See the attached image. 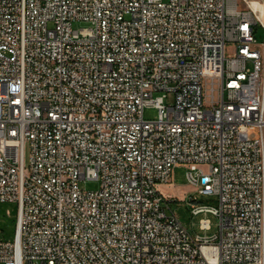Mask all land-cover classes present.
Listing matches in <instances>:
<instances>
[{
  "label": "built area",
  "instance_id": "built-area-1",
  "mask_svg": "<svg viewBox=\"0 0 264 264\" xmlns=\"http://www.w3.org/2000/svg\"><path fill=\"white\" fill-rule=\"evenodd\" d=\"M263 5L0 0V264H264ZM178 165L216 234L159 190Z\"/></svg>",
  "mask_w": 264,
  "mask_h": 264
},
{
  "label": "rangeland",
  "instance_id": "rangeland-1",
  "mask_svg": "<svg viewBox=\"0 0 264 264\" xmlns=\"http://www.w3.org/2000/svg\"><path fill=\"white\" fill-rule=\"evenodd\" d=\"M167 2L168 0H162ZM257 4V8H259ZM264 18V5L261 6ZM87 26L84 22H75L74 29H79ZM258 43L264 42V30L260 27L256 34ZM231 45H228V52L231 50ZM159 116L158 109L148 107L144 110V118L146 120H155ZM257 135L256 131H251V137ZM203 169H207L203 167ZM190 168L186 165H178L173 168L171 183L162 184L159 187L161 193L171 202L170 207L172 212L176 214L181 224L188 229L193 236H212L218 232L219 219L211 214L194 215L192 213V199L196 198V203L202 206L217 208L219 206V198L217 196H203L198 193L190 184L187 178V173ZM80 188L83 191H96L100 188V182L97 180H87L80 182ZM17 203H0V240L13 241L17 229ZM202 220H209L211 230L204 231L200 228Z\"/></svg>",
  "mask_w": 264,
  "mask_h": 264
},
{
  "label": "bare ground",
  "instance_id": "bare-ground-1",
  "mask_svg": "<svg viewBox=\"0 0 264 264\" xmlns=\"http://www.w3.org/2000/svg\"><path fill=\"white\" fill-rule=\"evenodd\" d=\"M252 6H253L254 8H257V3H253Z\"/></svg>",
  "mask_w": 264,
  "mask_h": 264
}]
</instances>
